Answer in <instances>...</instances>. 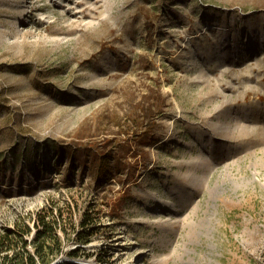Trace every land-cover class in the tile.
<instances>
[{
  "label": "rangeland",
  "instance_id": "rangeland-1",
  "mask_svg": "<svg viewBox=\"0 0 264 264\" xmlns=\"http://www.w3.org/2000/svg\"><path fill=\"white\" fill-rule=\"evenodd\" d=\"M157 74L134 165L100 171ZM47 207L85 264H264V0H0V231Z\"/></svg>",
  "mask_w": 264,
  "mask_h": 264
},
{
  "label": "trees",
  "instance_id": "trees-1",
  "mask_svg": "<svg viewBox=\"0 0 264 264\" xmlns=\"http://www.w3.org/2000/svg\"><path fill=\"white\" fill-rule=\"evenodd\" d=\"M152 79H154L155 85L153 86L154 92L148 93V90L145 89L141 100L138 103H133L131 110H129L133 119H127V122L126 120L124 122L119 120L117 123H110V125L113 124V127L117 126L119 128L117 132L123 133L124 137L119 136L121 134L115 133L116 131L110 128L114 135L100 140L103 148L108 149L110 147L109 150L102 153L106 154L105 159L103 157V160L101 157L98 158L100 171L115 168L112 165L122 166L125 170L135 163L129 160L130 153L138 154V151L134 150L136 147L133 145V141L141 137L142 134H148L155 129L158 115L162 114L168 105V95L162 90L160 75L157 74ZM153 90L151 89V91ZM106 131L108 132V130L103 132ZM134 133L138 135L136 138L130 136ZM126 134H128L127 137H125ZM60 152H65V150L60 149L57 154L59 155ZM129 172V177L133 176L132 170ZM36 214L34 225L27 222H16L12 228L5 227L0 231V264H78L67 259L58 261V257L63 252H66L71 258L80 257V250L82 249L80 245L72 249H67L65 246L70 238L63 210L59 208L58 213H55L53 207H47L45 212L41 211ZM95 220V217L85 215L81 217L79 224L82 228L90 227L92 229L97 222ZM71 224H75L73 220ZM63 231L66 235L63 234ZM93 232L86 234L79 229L75 235L76 238L72 239L76 240L77 243H88L92 240ZM98 259L104 261L102 257Z\"/></svg>",
  "mask_w": 264,
  "mask_h": 264
},
{
  "label": "bare ground",
  "instance_id": "bare-ground-1",
  "mask_svg": "<svg viewBox=\"0 0 264 264\" xmlns=\"http://www.w3.org/2000/svg\"><path fill=\"white\" fill-rule=\"evenodd\" d=\"M73 259H75V260H80L79 258H73ZM82 260V259H81ZM89 262L88 263H86V264H108V263H103V262H99V261H90V260H88Z\"/></svg>",
  "mask_w": 264,
  "mask_h": 264
},
{
  "label": "water",
  "instance_id": "water-1",
  "mask_svg": "<svg viewBox=\"0 0 264 264\" xmlns=\"http://www.w3.org/2000/svg\"><path fill=\"white\" fill-rule=\"evenodd\" d=\"M67 260H70V261H72V262H75V263H78V264H80V263H82V264H85V263H83V262H79V261H77V260H73V259H67Z\"/></svg>",
  "mask_w": 264,
  "mask_h": 264
}]
</instances>
